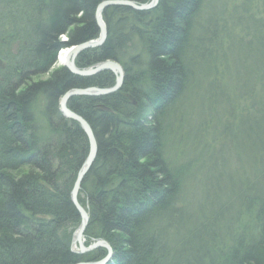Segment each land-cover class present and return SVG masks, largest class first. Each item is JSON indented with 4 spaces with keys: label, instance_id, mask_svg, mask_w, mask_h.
<instances>
[{
    "label": "trees",
    "instance_id": "16d2710c",
    "mask_svg": "<svg viewBox=\"0 0 264 264\" xmlns=\"http://www.w3.org/2000/svg\"><path fill=\"white\" fill-rule=\"evenodd\" d=\"M105 1L0 0V264L90 263L107 255L72 251L81 218L71 193L90 145L60 101L73 89L111 88L116 76L54 67L62 48L100 37L96 10ZM206 2L108 7L106 42L76 59L81 70L110 60L125 72L118 92L68 102L98 141L79 201L90 214L86 246L109 243L110 264H264V67L248 105L239 107L241 98L235 108L229 99L227 112L211 94L209 111L222 105L226 114L214 130L195 132L192 160L167 157L176 113L207 55L200 53L206 37L196 32ZM257 39L264 50V35ZM242 129L245 157L231 153Z\"/></svg>",
    "mask_w": 264,
    "mask_h": 264
},
{
    "label": "rangeland",
    "instance_id": "374dc122",
    "mask_svg": "<svg viewBox=\"0 0 264 264\" xmlns=\"http://www.w3.org/2000/svg\"><path fill=\"white\" fill-rule=\"evenodd\" d=\"M197 29L202 38L206 37L200 53L207 55L195 67L196 88L189 90L182 109L176 113L172 136L167 142V157L176 163L192 160L191 142L195 132L200 128L202 132L207 128L214 130L217 120L224 117V112L226 114V107L222 105L213 104V112L209 111L211 94L228 106L227 112L230 111L229 99H234L231 105L235 107L242 98L239 107H244L250 103L249 97L255 96L256 70L264 67V50L257 39L264 35V0H207L197 20L196 32ZM47 78L48 75L41 77ZM209 83H213L210 90ZM244 130L240 132L237 149L232 148L231 153L245 157ZM72 248L79 251L73 245Z\"/></svg>",
    "mask_w": 264,
    "mask_h": 264
},
{
    "label": "water",
    "instance_id": "95a60500",
    "mask_svg": "<svg viewBox=\"0 0 264 264\" xmlns=\"http://www.w3.org/2000/svg\"><path fill=\"white\" fill-rule=\"evenodd\" d=\"M159 4V0H151L148 4L139 5L135 2L128 1V0H109L102 2L96 10V20L97 24L100 29V37L97 40L89 41L86 43H83L81 45L73 46L71 49L68 50L67 55V61L63 64L72 74L80 77H92L95 75H98L100 73L110 71L115 74L116 76V84L115 86L111 88H97V87H90L86 89H73L67 92L60 101V111L63 114V116L67 119L76 121L79 123L85 132V134L88 137L90 150L87 159L85 160L78 176L76 179V182L74 184L71 197L72 202L77 209L80 218H81V225L75 234V243H78L79 251L76 253L78 254H86L89 252H92L99 248H105L108 251V256L106 259H104L101 262H92V263H79V264H106L108 261L113 257V249L111 245H109L106 241L101 240L97 241L93 244H91L89 247H86L84 244V237L87 230V227L89 225L90 221V214L88 209H85L80 201H79V195L81 191L82 184L84 182L85 177L90 172L91 168L93 167L95 160L98 155V141L96 138V135L91 128V126L88 124V122L78 115L77 113L73 112L68 108V102L71 98L76 96H86V97H101V96H108L110 94L118 92L124 83L125 79V72L123 67L115 62V61H106L103 63H100L94 67H90L88 69L81 70L76 66V58L81 54L82 52L90 49L99 48L104 45V43L107 40L108 37V29L107 26L103 20V11L112 6H123V7H129L136 11H149L154 8H156Z\"/></svg>",
    "mask_w": 264,
    "mask_h": 264
},
{
    "label": "bare ground",
    "instance_id": "6f19581e",
    "mask_svg": "<svg viewBox=\"0 0 264 264\" xmlns=\"http://www.w3.org/2000/svg\"><path fill=\"white\" fill-rule=\"evenodd\" d=\"M61 41L62 42H67L68 41V37L66 36V35H63L62 37H61ZM83 44V43H82ZM78 45H81V44H78ZM73 46H77V45H73ZM73 46H70V47H66V48H62L60 51H59V53H58V55H57V63L55 64V66L54 67H59V66H63V64L67 61V55H68V50L69 49H71ZM80 55V54H79ZM53 67V68H54ZM63 67H65V66H63ZM71 110V109H70ZM74 112V111H73ZM89 124V123H88ZM90 125V124H89ZM81 126V125H80ZM91 126V125H90ZM92 128V127H91ZM84 164V163H83ZM83 166V165H82ZM82 168V167H81ZM81 170V169H80ZM80 172V171H79ZM85 209H88V208H85ZM77 231H78V229H77ZM77 231L75 232V234L77 233ZM74 234V237H73V241H72V245L75 247V249H77L78 250V248H79V246H78V243L76 242L75 243V237H76V235ZM99 241H101V240H99ZM95 243V242H94ZM84 244H85V246H86V237H84ZM93 244V243H92ZM109 244V243H108ZM110 245V244H109ZM90 246V245H89ZM88 246V247H89ZM87 247V246H86ZM100 249V248H99ZM103 249H105V248H103ZM113 249V248H112ZM97 250V249H96ZM106 251H107V249H105ZM72 251L74 252V253H76L74 250H73V248H72ZM95 251V250H94ZM90 253V252H89ZM76 254H78V253H76ZM78 255H82V254H78ZM84 255V254H83ZM107 256H108V251H107V255L103 258V259H101V260H99V261H96V262H101V261H103L104 259H106L107 258ZM113 256H114V252H113ZM112 259H113V257L108 261V263H106V264H110L111 262H112ZM96 262H94V263H96ZM81 263H89V262H81ZM90 263H92V262H90ZM79 264V263H78Z\"/></svg>",
    "mask_w": 264,
    "mask_h": 264
}]
</instances>
